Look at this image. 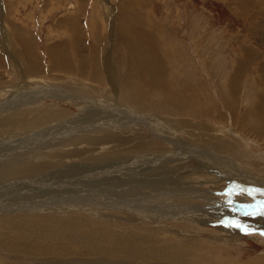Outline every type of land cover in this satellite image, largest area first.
Returning <instances> with one entry per match:
<instances>
[{
  "label": "rangeland",
  "instance_id": "rangeland-1",
  "mask_svg": "<svg viewBox=\"0 0 264 264\" xmlns=\"http://www.w3.org/2000/svg\"><path fill=\"white\" fill-rule=\"evenodd\" d=\"M262 28L264 0H0V163H8L0 179V264H264ZM134 81L148 96L156 83L172 95L184 91L187 114L133 104ZM84 103L110 105L118 120L129 119L122 110L148 114L156 128L76 123ZM133 147L170 155L173 167L163 170L164 193H173L153 202L148 191L138 211L103 180L90 182L96 172L114 177L106 170ZM216 157L228 161L227 171L204 161ZM68 164L79 166L60 178ZM139 171L130 166L128 175ZM39 173L43 180L34 181ZM171 201L186 206L189 219L166 218L167 209L147 218L152 204ZM219 202L224 214L216 220L207 211ZM177 236L187 249L172 247Z\"/></svg>",
  "mask_w": 264,
  "mask_h": 264
},
{
  "label": "bare ground",
  "instance_id": "bare-ground-1",
  "mask_svg": "<svg viewBox=\"0 0 264 264\" xmlns=\"http://www.w3.org/2000/svg\"><path fill=\"white\" fill-rule=\"evenodd\" d=\"M262 29H264V28H262ZM248 54V53H247ZM81 67H83V66H81ZM63 68H66V69H72L71 68V66H66V67H63ZM66 71V70H65ZM133 85H128V87H131V86H133V87H135V88H139L137 91H135L134 93H133V99L131 100V98H129V100L130 101H132L133 102V104H135V105H137V104H139V105H141V106H143L144 107V109L145 110H148V111H150L149 113H152L151 111H154L155 112V110H158V112H159V110H163L164 112H168V113H175L176 115H185V114H187V111H186V108L185 107H188V106H186V103L184 102L186 99L185 98H183L184 97V95H185V92L183 91V92H181V93H179V95H172L171 93H170V90L166 87V86H164L163 84H159V83H156V84H154L152 87H154V88H156V90L155 89H153L152 88V91H153V93H152V95L151 96H148V95H146L144 92H142L143 91V89H142V85L139 83V82H137V81H134L133 83H132ZM35 85V84H34ZM33 85V86H34ZM32 86V85H31ZM30 86V87H31ZM36 86V85H35ZM35 88V87H34ZM37 88V87H36ZM42 88V87H41ZM37 89H39L40 90V88H37ZM50 90V89H49ZM59 91H61V90H59ZM66 91V90H65ZM38 93H40V92H38ZM42 93H43V91H42ZM62 93V92H61ZM29 94H30V92L28 93V95L26 94V96L24 95V97H27V98H29ZM50 94V93H49ZM51 94H53L54 95V92L53 93H51ZM57 94V93H56ZM63 94V93H62ZM60 95V96H62V97H66V96H70L68 93H65V94H63V95ZM32 95V94H31ZM43 95V94H42ZM34 96V95H33ZM48 96V95H47ZM54 96H56V97H58V95H54ZM23 97V96H22ZM31 97V96H30ZM38 97V96H37ZM35 98V97H34ZM33 98V99H34ZM20 99V98H19ZM26 100V99H25ZM24 100V101H25ZM23 101V102H24ZM187 102V101H186ZM22 103V102H21ZM116 103L118 104V105H120V101H119V99L117 98V101H116ZM84 105L87 107V111H86V114L85 115H81L80 117H77V118H74L75 120V122L76 121H82L83 123H87L89 126L91 125V123H94V122H99V124H101L102 123V121L105 119L106 120V122H108L109 124H113V123H115V122H117V121H121V123H120V126H131V125H134V124H136V123H144L145 125H147L150 129L151 128H153L154 130H155V126H154V123H152V121H150V120H152L153 118H151V117H149V115L148 114H144L143 115V118L141 117V116H139L136 112L137 111H135V110H133V109H128V111H126V112H124L123 110H122V112H123V114L124 115H127L128 117H129V119H125L124 117L122 118V120H118V119H114V118H111V114L110 115H108V113L110 112V108H109V106L108 105H104V106H101L99 103H98V105H96V106H93V103H84ZM93 107H94V110H93ZM192 107V106H191ZM115 110H116V108H114V109H112V111H111V113H113L114 114V112H115ZM121 111V110H120ZM140 111V110H139ZM194 111V110H193ZM200 111V110H199ZM139 113V112H138ZM144 113H148V112H144ZM199 113V112H198ZM264 109H261V114H262V116H264ZM137 114V115H136ZM142 114V113H141ZM192 114V113H191ZM199 114H201V113H199ZM87 115V116H86ZM118 115V114H117ZM116 115V116H117ZM115 116V117H116ZM122 116V115H121ZM159 116V115H158ZM48 117H50V116H48ZM160 117V116H159ZM252 117V116H251ZM255 117V116H254ZM257 118V117H256ZM15 119V118H14ZM138 119H142V122L141 121H139ZM159 119V118H158ZM157 119V120H158ZM73 121V122H74ZM164 121V120H163ZM162 121V122H163ZM153 122H155V120H153ZM167 122V121H166ZM188 122V121H187ZM72 123V122H71ZM77 123V122H76ZM76 123L74 124V125H76ZM81 125V124H80ZM83 125V124H82ZM68 126V125H67ZM67 126H66V128H67ZM87 126V125H86ZM91 126H93V125H91ZM137 126V125H136ZM157 126H158V124H157ZM160 127V126H159ZM46 131V130H45ZM41 132V131H40ZM39 132V133H40ZM47 132V131H46ZM38 133V134H39ZM42 133H44V130H43V132ZM47 136V135H46ZM195 138H197V140L198 139H200V136H199V133H198V135H196L195 136ZM193 139V138H192ZM50 141H52V139L50 140ZM200 140H198V142H199ZM54 142H57V141H54ZM53 142V143H54ZM200 142H202V141H200ZM30 143V142H29ZM58 143V142H57ZM51 144V143H50ZM57 145V144H56ZM147 145V144H146ZM170 145H173V144H170ZM47 146V145H46ZM132 147V146H131ZM148 147V146H147ZM147 147H133L132 149H130V152H132L133 154L132 155H129L128 157H127V159H125V160H123L122 161V159H120L121 160V162L119 161V165H117V163H113L111 160V162L113 163V164H111L110 166H113L114 168L113 169H109L108 168V170H106V171H108L109 173L110 172H113V174L115 175H113L114 177H112V176H107L106 178H103V179H97V177H96V175L99 173V172H96V173H94V177H92L93 179H92V181H90V182H93L94 181V183H93V186H98V184H97V182H99V180L100 181H102L103 180V182L105 183L104 185H105V188H106V190H107V192H117L116 193V195H119V196H121V201L122 202H124V204L127 206V207H130V209H135L136 210V206H135V204L134 203H137L138 204V209L136 210V211H138L139 209H141L142 208V206L140 205V204H142V201L144 200V198L146 197V196H148V194H150L148 191H150V190H153V192L151 193V194H153V196H151V197H149L150 198V200L149 201H156V200H161V199H163L167 194H168V192H169V195L170 194H172L173 192H170V189L168 190V192L166 191L165 193H164V191H165V188H166V184H165V178L163 177V170L164 169H173V167H171V165L169 164L170 163V161H169V159L168 158H171L172 156H170L169 155V157L167 158V159H165V156H163V155H150V153H147L148 151H150ZM176 147H178V146H176ZM130 148V147H129ZM180 148H181V146H180ZM185 149V148H184ZM147 151V152H146ZM137 152H141V153H138V155H136V153ZM206 153V152H205ZM194 154V153H193ZM197 154V153H196ZM204 154V153H203ZM118 155V154H117ZM116 155V156H117ZM198 155V154H197ZM198 156H200V155H198ZM215 156V155H214ZM192 157L195 159H197V157H195L194 155H192ZM203 157H211V155H209V154H205L204 156H202V158ZM178 158H182L181 156H179ZM177 158V159H178ZM199 158H201V156L199 157ZM114 159V158H113ZM112 159V160H113ZM173 159H175L174 158V156H173V158H172V160ZM32 160V159H31ZM116 160V159H115ZM206 160H209L210 162L212 161L215 165H214V169L215 170H213V171H227L226 169H227V163H228V161H226L225 159H224V157H220V158H217L216 157V160H215V162L212 160V159H208V158H205L204 159V161H206ZM221 161H223L222 163H220ZM19 162V161H18ZM21 162V161H20ZM7 163V162H6ZM6 163H0V179H5V178H7V176H6V169H7V165H8V163H7V165H6ZM144 163H146L147 164V166H145L144 165ZM203 163V162H202ZM212 163V164H213ZM10 164H11V162H10ZM9 164V165H10ZM136 164V165H135ZM141 166H140V165ZM229 164V163H228ZM17 165V164H16ZM207 165H208V163H207ZM220 165H224V166H222L221 168H220ZM231 165V164H230ZM12 166H14V164L12 165ZM77 166H79L78 164H68L67 166H65V167H63L59 172H61V174H60V176H59V174H58V176L60 177V178H62V177H64L66 174H68V170L70 169V168H72V167H77ZM130 166H132V167H134V168H137V169H139L140 171H139V175L138 176H134V177H132V176H130V175H128V169H129V167ZM21 167V166H20ZM85 168H88V169H90V167L88 166V167H86V166H84ZM10 168V167H9ZM234 168V167H233ZM13 169V168H12ZM96 168H93V171L95 170ZM18 169H16V171H17ZM71 170V169H70ZM117 170H118V172H117ZM236 170V169H235ZM65 171H67V172H65ZM86 171V170H85ZM98 171V170H97ZM210 171H212V170H210ZM37 172V171H36ZM80 172H83V171H81L80 170ZM107 172V173H108ZM145 173V178H143V174ZM48 173V172H47ZM73 173H74V171H73ZM143 173V174H142ZM243 173V172H242ZM245 173V172H244ZM243 173V174H244ZM34 174V173H33ZM84 174V173H83ZM31 174H28V176H30ZM35 175V174H34ZM34 175H32L31 177H34ZM43 175L44 174H41V173H39V175H38V177H36V179H34V181H42L43 180ZM46 175V174H45ZM50 175V174H49ZM92 175V174H91ZM91 175H90V177H91ZM104 175V174H103ZM222 175H225V174H223L222 173ZM9 176V175H8ZM62 176V177H61ZM68 176V175H67ZM71 176H73V175H69V177H71ZM180 176V175H179ZM227 176V175H226ZM50 177V176H49ZM84 177H86V178H88V175H85ZM84 177H82L81 179V181H83V182H85V180L83 179ZM177 177V175H174L173 176V178L171 179L172 181H173V183L174 184H178L177 183V181L176 180H178V178H176ZM51 178H53V177H51ZM55 178V177H54ZM85 178V179H86ZM237 178V177H236ZM240 178V177H239ZM27 179H29V178H27ZM45 179V178H44ZM144 179H146L147 181H149L150 183L149 184H147V185H143V180ZM235 179V178H234ZM242 179H244V178H242ZM46 180V179H45ZM57 180V179H56ZM73 180V179H72ZM76 180V179H75ZM180 181H182V179H179ZM229 180V179H228ZM238 180V179H237ZM16 181V180H15ZM14 181V182H15ZM30 181V180H29ZM77 181V180H76ZM80 181V182H81ZM88 181V180H87ZM26 182V181H25ZM32 183V182H31ZM37 183V182H36ZM39 183V182H38ZM37 183V184H38ZM170 183V182H169ZM251 183V182H250ZM14 183H12V185H13ZM90 184V183H89ZM96 184V185H95ZM103 184V183H102ZM150 184H152L153 186H154V188H151L150 186H148V185H150ZM184 184V183H183ZM205 184V183H204ZM216 184V183H215ZM219 184V183H218ZM19 185H22V184H19ZM90 185H92V184H90ZM8 186V185H7ZM34 186H35V184H34ZM41 186H43V185H41ZM60 186H62L61 188H60V191L59 192H61V191H63V188H65L64 190L66 191V189H67V187H68V184H60ZM81 186V185H80ZM92 186V187H93ZM15 187V186H14ZM31 187H33V186H31ZM37 187V186H36ZM39 187V186H38ZM59 187V186H58ZM71 187V186H70ZM72 187H74V186H72ZM104 187V186H103ZM12 188V187H11ZM34 188V187H33ZM46 188H52L50 185H48V187H45V189ZM95 188V187H94ZM104 188V189H105ZM134 188H137L138 190H137V192H136V190H134ZM23 189V188H22ZM35 189V188H34ZM34 189H33V191H34ZM54 189H55V187H54ZM57 189V188H56ZM100 189V188H99ZM16 190V189H15ZM19 190H20V188H19ZM19 190H18V192H19ZM59 190V189H58ZM71 190V189H70ZM73 190V189H72ZM71 190V191H72ZM89 190V189H88ZM97 190H98V188H97ZM100 190H102V189H100ZM24 191V190H23ZM43 191H45V190H43ZM84 191V190H83ZM172 191V190H171ZM26 192V191H25ZM41 192V191H40ZM79 192H81V189H79ZM97 192V191H96ZM30 193H31V190H30ZM46 193V192H45ZM67 193V192H66ZM72 193V192H71ZM70 192H68V194H69V196H70V194H71ZM77 194H79V193H77ZM93 194V193H92ZM91 194V192H90V195H92ZM8 195V194H7ZM27 195V194H26ZM46 195V194H45ZM60 195V194H59ZM94 195V194H93ZM92 195V196H93ZM108 195H110V194H108ZM72 196H74V195H72ZM131 196H134V198H131ZM5 197H6V195H5ZM83 197V196H82ZM85 197V196H84ZM114 197H115V195H114ZM142 197H144L143 199H142ZM8 198V197H7ZM87 198V197H86ZM76 199V198H75ZM112 199V198H111ZM132 201V202H129V201ZM116 201V200H115ZM118 201V200H117ZM169 203V202H168ZM168 203H164L165 205L164 206H158V205H156L155 203L154 204H152L153 206L152 207H148V209H150L149 211H147V218H148V216L149 217H159L160 215H161V213H163V209L165 210V209H167V211H168V215H167V217L166 218H173L174 219V217H176V218H179V219H182L183 217H188V219H189V216H188V213H187V207L185 206V208L184 207H182L181 206V208H177V206H176V203H174L173 201H171L169 204ZM6 205V204H5ZM4 205V207L5 208H8V209H11V208H9V207H7V206H5ZM108 205V204H107ZM117 205V204H116ZM123 205V204H122ZM119 206V205H118ZM121 206V205H120ZM124 206V205H123ZM122 206V207H123ZM171 206H173V207H171ZM26 207V206H25ZM126 207V208H127ZM20 208H23V206L22 207H20ZM25 209V208H24ZM80 209V208H79ZM189 210V209H188ZM191 210V209H190ZM193 211V210H192ZM203 212V211H202ZM207 212H209L208 214H214V218L216 219V220H218V218H220V215H222V214H224V213H222V212H224V208H223V206H222V203L221 202H219V203H217L216 205L215 204H212L211 203V205L208 207V211ZM196 214H198V213H196ZM244 214V213H243ZM202 216H203V214H202ZM164 217V216H163ZM198 217V216H197ZM222 217V216H221ZM253 218H255V217H253ZM257 219H259V215L257 216ZM195 220V219H194ZM211 220V219H210ZM170 221V220H169ZM209 221V220H208ZM15 222V221H14ZM195 222V221H194ZM199 222V221H198ZM207 222V221H206ZM249 223L250 222H252L251 221V219L248 221ZM257 222V221H256ZM12 223V222H11ZM196 223V222H195ZM202 223V222H201ZM203 224V223H202ZM242 224V223H241ZM242 225H245V223L244 224H242ZM257 225V224H256ZM200 226V225H199ZM247 226V225H246ZM245 226V227H246ZM55 227V226H54ZM234 228V227H233ZM244 228V227H243ZM242 227H240L239 228V230H236V231H242L241 229H243ZM25 229V228H24ZM222 229H224V231H226L227 233H228V235L230 236V237H236V235L235 234H238L237 232H232V231H234V230H231L230 228H222ZM26 230V229H25ZM221 230V229H220ZM23 231V230H22ZM180 234V233H179ZM178 234V235H179ZM176 236V235H175ZM225 236V235H224ZM225 239H230V238H228L227 236H225L224 237ZM148 242L152 245V238H150L149 240H148ZM183 240H180V239H178V236H177V240L176 241H174V244H173V246L172 247H174V246H177V245H179L180 247H181V245H180V243L181 244H183V245H185L186 246V249H187V244H186V242H183ZM144 245V244H143ZM142 245V247L141 248H143L144 246ZM94 246V245H93ZM150 246V245H149ZM139 247V246H138ZM190 247H192V246H190ZM194 247V246H193ZM145 248V247H144ZM146 249V248H145ZM191 249V248H190ZM137 250H139V248L137 249ZM173 251L175 250L174 248L172 249ZM143 251H145V250H143ZM138 254H140V253H138ZM155 254H157V253H155ZM177 254H179V253H176V255ZM142 255V254H141ZM146 255V254H145ZM174 255V254H173ZM175 255V256H176ZM161 256V255H160ZM180 256V255H179ZM185 256V255H184ZM185 258V257H184ZM184 258H183V260H184ZM180 259V258H179ZM177 260V259H176ZM191 260V259H190ZM179 261H177V263H178ZM181 262H183V261H181ZM192 262V261H191ZM144 264V263H143Z\"/></svg>",
  "mask_w": 264,
  "mask_h": 264
},
{
  "label": "snow or ice",
  "instance_id": "snow-or-ice-1",
  "mask_svg": "<svg viewBox=\"0 0 264 264\" xmlns=\"http://www.w3.org/2000/svg\"><path fill=\"white\" fill-rule=\"evenodd\" d=\"M237 227H239V225H237ZM262 235H264V233H262Z\"/></svg>",
  "mask_w": 264,
  "mask_h": 264
}]
</instances>
